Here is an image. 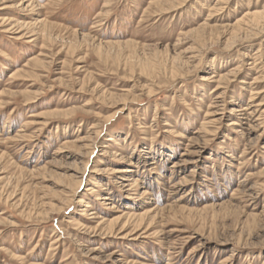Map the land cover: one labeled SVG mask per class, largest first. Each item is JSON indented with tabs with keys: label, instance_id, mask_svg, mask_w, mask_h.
<instances>
[{
	"label": "rangeland",
	"instance_id": "374dc122",
	"mask_svg": "<svg viewBox=\"0 0 264 264\" xmlns=\"http://www.w3.org/2000/svg\"><path fill=\"white\" fill-rule=\"evenodd\" d=\"M263 21L0 0V264H264Z\"/></svg>",
	"mask_w": 264,
	"mask_h": 264
},
{
	"label": "bare ground",
	"instance_id": "6f19581e",
	"mask_svg": "<svg viewBox=\"0 0 264 264\" xmlns=\"http://www.w3.org/2000/svg\"><path fill=\"white\" fill-rule=\"evenodd\" d=\"M6 9V8H5ZM4 10V9H3ZM262 15H263V13L262 12H260V11H256V12H254V13H252V14H248L246 17H245V19L246 20H250L252 23L253 22H257V21H261V18H262ZM264 22V21H263ZM3 24H4V22H3ZM255 24V23H254ZM258 24H260L259 22L257 23V25ZM256 26V25H255ZM253 95H256V94H252V96ZM244 110H247V109H244ZM251 110V109H250ZM238 112H240V111H238ZM257 112V111H256ZM251 115H254V113L252 112L251 114H250V116ZM231 125H237V123H232ZM177 138H179V139H185L186 137H185V135L184 134H182V133H179V132H176V133H173ZM129 173H132L131 172V170H125V169H116L115 170V172H114V174H129ZM123 179H125V178H123ZM126 180V179H125ZM103 200H109L108 198H104ZM85 208L86 209H88V208H91V206L90 205H86L85 206ZM146 216H147V214H143V215H139V216H137V219H136V221H138L137 223H142V222H144V218H146ZM113 225V224H112Z\"/></svg>",
	"mask_w": 264,
	"mask_h": 264
}]
</instances>
